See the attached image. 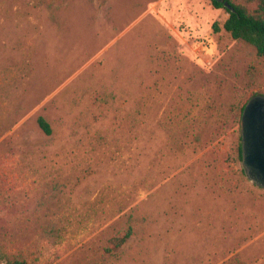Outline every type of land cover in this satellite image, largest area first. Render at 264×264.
<instances>
[{
  "label": "rangeland",
  "instance_id": "1",
  "mask_svg": "<svg viewBox=\"0 0 264 264\" xmlns=\"http://www.w3.org/2000/svg\"><path fill=\"white\" fill-rule=\"evenodd\" d=\"M228 17L211 0H0V264H264V187L239 157L264 57L214 30Z\"/></svg>",
  "mask_w": 264,
  "mask_h": 264
},
{
  "label": "trees",
  "instance_id": "2",
  "mask_svg": "<svg viewBox=\"0 0 264 264\" xmlns=\"http://www.w3.org/2000/svg\"><path fill=\"white\" fill-rule=\"evenodd\" d=\"M212 5L215 8H225L229 14L228 19L225 21L222 27L218 24L214 25V30L219 32L224 29L235 40H242L253 47H255L257 54L264 57V0H261L260 11L257 13H251L247 8L242 5H236L232 0H211ZM225 2H229L233 9H229L225 6ZM246 105L241 109V118L245 110ZM39 125L42 130L50 135L52 129L50 124L45 118L40 117ZM239 157L243 161V145L239 147ZM133 235L132 226H128L123 232L110 236L107 239V245L105 247V253L110 254L114 249L122 247ZM64 245L65 243L62 242ZM5 264H35V262L29 261L26 258L19 256L12 259L6 258Z\"/></svg>",
  "mask_w": 264,
  "mask_h": 264
},
{
  "label": "water",
  "instance_id": "3",
  "mask_svg": "<svg viewBox=\"0 0 264 264\" xmlns=\"http://www.w3.org/2000/svg\"><path fill=\"white\" fill-rule=\"evenodd\" d=\"M225 6L233 9L229 2ZM243 163L251 180L264 187V97L251 99L242 121Z\"/></svg>",
  "mask_w": 264,
  "mask_h": 264
}]
</instances>
